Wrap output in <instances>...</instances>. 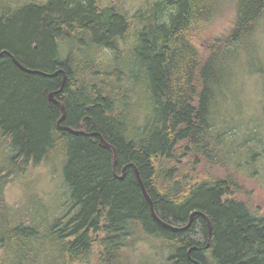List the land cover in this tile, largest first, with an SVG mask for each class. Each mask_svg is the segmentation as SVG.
I'll list each match as a JSON object with an SVG mask.
<instances>
[{
	"label": "trees",
	"instance_id": "obj_1",
	"mask_svg": "<svg viewBox=\"0 0 264 264\" xmlns=\"http://www.w3.org/2000/svg\"><path fill=\"white\" fill-rule=\"evenodd\" d=\"M24 2L0 12V133L10 147L8 166L0 165V243L19 253L15 264H40L30 244L41 232L12 220L4 189L25 165L43 161L60 165L69 188L71 216L46 227L63 247L62 264L85 262L95 240L101 264H142V253L133 257L142 241H153L148 264H264V217L229 196L231 181L200 168L203 160L236 166L238 151L262 144L259 115L237 121L243 114L231 105L264 0H238L235 28L205 57L189 32L219 16L221 0H157L130 43L131 17L115 5ZM9 53L41 73L20 69ZM50 92L65 106L60 124L84 133L59 127ZM133 165L163 221L183 227L200 211L210 237L201 214L185 229L159 223Z\"/></svg>",
	"mask_w": 264,
	"mask_h": 264
},
{
	"label": "rangeland",
	"instance_id": "obj_2",
	"mask_svg": "<svg viewBox=\"0 0 264 264\" xmlns=\"http://www.w3.org/2000/svg\"><path fill=\"white\" fill-rule=\"evenodd\" d=\"M26 0H0L1 7L7 2L24 4ZM30 1V0H28ZM46 1V0H35ZM157 0H99L102 5L113 4L122 13H127L131 17L134 28L131 38L137 28L146 22V18L152 17L154 4ZM238 0H221V13L214 20L208 22L206 26H193L189 32L196 47L200 49L205 57L210 49V43L216 39H226L236 23ZM149 18V19H150ZM256 43L252 45V53H244L242 56V70L239 81H242L240 97L232 103V112L243 114L236 117L247 122L251 121V114L259 115L261 118L260 133L262 138L261 146L251 140L248 147L238 151L237 167L233 164H209L205 160L200 168H205L218 178L232 182L233 192L230 197L244 201L255 215L264 217V15L262 16L256 32ZM127 49L125 44H122ZM108 55L110 51H101ZM101 53H98L100 55ZM261 56V60L257 57ZM108 57V56H106ZM110 59V58H108ZM259 59V60H258ZM263 68V73L257 71ZM145 99V98H144ZM263 115V117H262ZM243 128V126H242ZM237 130L234 136L237 141L245 139L243 129ZM233 134V132H232ZM10 152L9 139L0 133V165L8 166L7 156ZM258 152L254 157L253 153ZM20 162V160H18ZM4 200L10 208L11 218L15 223L25 222L36 224L41 232L39 240H34L30 246L36 251V258L40 264H62L61 256L63 247L59 245L57 239L48 234L46 227L52 224L54 219L64 217L66 221L71 216V202L69 188L63 180L61 167L52 161H43L38 164L29 163L12 176L4 189ZM67 215V216H66ZM66 216V217H65ZM102 234H93V238ZM153 242V241H152ZM152 242L142 241L139 249L133 257L142 253V264H148L150 248ZM98 240L93 242L92 251L89 257L82 264H101L98 254L101 246ZM32 255V252H30ZM19 253L7 243L2 246L0 243V264H15ZM147 260V261H146Z\"/></svg>",
	"mask_w": 264,
	"mask_h": 264
},
{
	"label": "water",
	"instance_id": "obj_3",
	"mask_svg": "<svg viewBox=\"0 0 264 264\" xmlns=\"http://www.w3.org/2000/svg\"><path fill=\"white\" fill-rule=\"evenodd\" d=\"M9 55L11 56L12 60L14 61V63H15L20 69H22V70H24V71H26V72L41 73V72L38 71V70H33V69H30V68L25 67V66H24V65H23V64H22V63H21V62H20V61H19V60H18V59L12 54V53H9ZM62 72H63V74H64V77H63V83H64V80H65V73H64V71H62ZM55 73H57V72H54V74H55ZM49 98H50V100L53 101L54 103L58 104V106H59L60 109H61L62 114H61V117H60L59 120H58L59 127H60V128H63V129H66V130H69V131H71V132H73V133H84L83 130H75V129H72V128L68 127V126L61 125L60 122H61V120L64 118L65 113H66L65 106H64L60 101H58V100L54 97V92H50V93H49ZM93 134H97V135H99L101 142H102L104 145H106V146L112 147V148L114 149L115 154H116V150H115L114 146L111 145L110 143L106 142V140L103 138V136H102L100 133H93ZM133 166H134V165H133ZM134 167H135L136 174H137V177H138V180H139L140 186H141V188H142V191H143L144 195L146 196V198H147V200H148V202H149V204H150V210H151V212H152V215L154 216V218H155L158 222H160L161 224H163L164 226H166V227H168V228H171V229H174V230H180V229H185V228H187V227L190 225V223L192 222L193 217H194L195 214H201L202 216H204V218H205L206 221H207V224H208V232H209V235H210V233H211V223H210V220H209V218H208L207 215L203 214V213L200 212V211H193V212L190 214V216H189V221H188V223H187L185 226H183V227H175V226H172V225H170V224H168V223L162 221V220L158 217V215L156 214V212H155V210H154V206H153L152 199L150 198V196H149V194H148V192H147V190H146V188H145L144 182H143V180H142V178H141V176H140V174H139L138 169L136 168V166H134ZM193 261H194L196 264H202L200 261H197V260H193Z\"/></svg>",
	"mask_w": 264,
	"mask_h": 264
},
{
	"label": "flooded vegetation",
	"instance_id": "obj_4",
	"mask_svg": "<svg viewBox=\"0 0 264 264\" xmlns=\"http://www.w3.org/2000/svg\"><path fill=\"white\" fill-rule=\"evenodd\" d=\"M3 7L7 10V11H12V10H14V9H16V8H20V2H18L17 4L15 3H11V2H7V3H5V5H3L2 7H1V9H3ZM102 7H104V6H102ZM1 12V11H0Z\"/></svg>",
	"mask_w": 264,
	"mask_h": 264
},
{
	"label": "bare ground",
	"instance_id": "obj_5",
	"mask_svg": "<svg viewBox=\"0 0 264 264\" xmlns=\"http://www.w3.org/2000/svg\"><path fill=\"white\" fill-rule=\"evenodd\" d=\"M99 1V0H98ZM98 4H100L101 6H104L105 8H111V7H113L114 5L113 4H110V5H107V6H105V5H102L101 3H98ZM114 11L116 10V6L114 7V8H112ZM119 11V10H118ZM133 28H134V25L132 26V30H133ZM140 28H137L136 30H135V32L136 31H138ZM131 30V31H132ZM135 32H134V34H135ZM134 34H132V35H134ZM244 53V52H243ZM240 75H242L241 73H240ZM192 213V212H191ZM159 217V216H158ZM160 218V217H159ZM161 219V218H160ZM162 220V219H161ZM163 221V220H162ZM165 222V221H164ZM160 223V222H159ZM208 225V224H207ZM208 236L210 237V235H209V232H208ZM209 239V238H208ZM208 245V244H207Z\"/></svg>",
	"mask_w": 264,
	"mask_h": 264
}]
</instances>
